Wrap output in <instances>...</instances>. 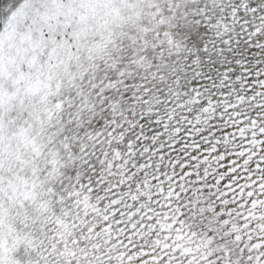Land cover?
<instances>
[{
  "label": "trees",
  "instance_id": "obj_1",
  "mask_svg": "<svg viewBox=\"0 0 264 264\" xmlns=\"http://www.w3.org/2000/svg\"><path fill=\"white\" fill-rule=\"evenodd\" d=\"M129 10L44 52L43 184L0 149L20 264H264V0Z\"/></svg>",
  "mask_w": 264,
  "mask_h": 264
},
{
  "label": "rangeland",
  "instance_id": "obj_2",
  "mask_svg": "<svg viewBox=\"0 0 264 264\" xmlns=\"http://www.w3.org/2000/svg\"><path fill=\"white\" fill-rule=\"evenodd\" d=\"M142 1H3V14H0V52H5L0 54V59L3 60L0 61V149L8 147L4 156L9 160L21 153L19 165L23 171L18 172L21 178L15 182L33 185L36 183L34 173L42 179V184L44 182V171L38 168L44 164L47 154L44 147V52L71 47L64 38L58 39L57 33L63 34L66 25H72L70 29L75 24L79 28L81 25L88 28L95 23H100L96 27L100 31L108 27L118 31L125 23V13L130 11L132 4ZM77 15L81 18L77 19ZM8 42L12 48L6 51ZM63 52L70 53L69 50ZM58 61L62 63L61 58ZM58 61L54 64H59ZM5 162V165L0 166V172L3 171L2 167L8 169L7 161ZM54 173L53 167L47 175L51 178ZM9 176L11 173L5 176V182L0 177V205L6 200L4 197L7 190L2 186L6 185ZM26 209L27 206L23 203L12 205L11 209L6 210L0 206V264H20L26 254L27 241L22 232L23 226L26 221L34 220L33 215L36 213L32 215V208H29L22 215ZM3 213L7 215L3 216ZM25 217L28 218L25 220Z\"/></svg>",
  "mask_w": 264,
  "mask_h": 264
}]
</instances>
